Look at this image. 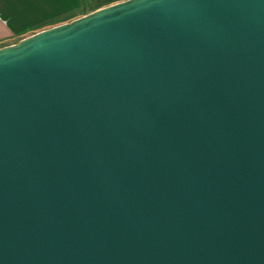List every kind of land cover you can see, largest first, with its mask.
<instances>
[{"label": "water", "instance_id": "obj_1", "mask_svg": "<svg viewBox=\"0 0 264 264\" xmlns=\"http://www.w3.org/2000/svg\"><path fill=\"white\" fill-rule=\"evenodd\" d=\"M0 264H264V0H118L1 45Z\"/></svg>", "mask_w": 264, "mask_h": 264}, {"label": "crops", "instance_id": "obj_2", "mask_svg": "<svg viewBox=\"0 0 264 264\" xmlns=\"http://www.w3.org/2000/svg\"><path fill=\"white\" fill-rule=\"evenodd\" d=\"M118 0H0V46Z\"/></svg>", "mask_w": 264, "mask_h": 264}]
</instances>
